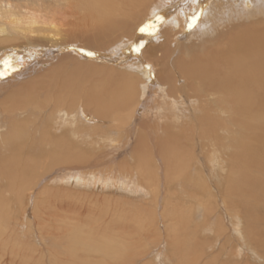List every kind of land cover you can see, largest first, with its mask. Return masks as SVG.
<instances>
[{
    "label": "bare ground",
    "instance_id": "6f19581e",
    "mask_svg": "<svg viewBox=\"0 0 264 264\" xmlns=\"http://www.w3.org/2000/svg\"><path fill=\"white\" fill-rule=\"evenodd\" d=\"M53 50L0 101V252L134 264L162 240L174 264H264V0H0V83Z\"/></svg>",
    "mask_w": 264,
    "mask_h": 264
},
{
    "label": "rangeland",
    "instance_id": "374dc122",
    "mask_svg": "<svg viewBox=\"0 0 264 264\" xmlns=\"http://www.w3.org/2000/svg\"><path fill=\"white\" fill-rule=\"evenodd\" d=\"M205 7V6H204ZM203 12H204V9H203V11H202V13H201V17H202V15H203ZM79 18H80V14L76 11L75 12V14H74V16H73V19L74 20H72V17H70L69 19H70V21H75V22H78L79 21ZM148 44H146V46H147ZM65 51V53L67 52V49H64ZM46 52V53H45ZM42 51V54L40 55V57L39 58H30L29 60L27 59V58H29V57H25L24 58V60L26 59V61L28 62V64H30L29 66H26V67H22V63L21 64H18L19 65V67H21V69L20 68H16L15 70H14V68L15 67H17V64H16V66L15 67H13V70H11V71H9L6 75H4L3 76V81L0 83V101L1 100H3L4 98H6V97H4V96H7V95H9V94H11V91H13L14 89H16L17 87H19L21 84H23L24 82H26V81H28V80H30L31 78H33V77H38V76H36V75H42V74H44L46 71H48L49 69H51L53 66H54V64H56V62H58V60H59V58H60V56L59 55H57V51H52V52H55V53H49L50 51ZM25 53V52H24ZM68 53V52H67ZM10 55V57H14V56H18V57H21L22 55L21 54H18V53H16V51H13V53H11V54H9ZM10 57H8L7 59H9ZM59 57V58H58ZM22 58V57H21ZM56 60H55V59ZM35 59V60H34ZM53 59V60H52ZM24 63V62H23ZM102 64V63H101ZM102 65H107V63L105 64H102ZM33 66H35V70L33 71V72H26L29 68H31V67H33ZM20 80H22V81H20ZM3 83V84H2ZM145 117V116H144ZM229 157H231V156H229ZM122 158V157H121ZM223 167V166H222ZM225 167V166H224ZM223 167V168H224ZM218 169V168H217ZM51 178H49V177H47V181L49 182V180H50ZM47 181H45V183L43 182L42 183V185L44 186L46 183H47ZM52 185V184H51ZM99 186V187H98ZM88 187H90V188H92V189H88V193H93V195H104V194H106V193H108V192H106L107 190L106 189H102V184H99V185H96L95 186V188L93 187V186H88ZM94 188V189H93ZM113 188V187H112ZM78 190H81V189H78ZM115 190H117V188H115ZM119 190V189H118ZM119 193H110L109 195L110 196H114V197H119V195H118ZM160 199V198H159ZM220 199H221V197H220ZM30 203H32V202H30ZM168 203V201L166 202V201H163V200H161V202H160V206L161 205H163V207H165L166 206V204ZM221 203H222V201L221 200H219V203H218V200H217V203L215 204V200H214V202L212 203L213 205H215L213 208H214V210H216L218 213H220V214H218L217 216H221V217H223L224 219H223V224L225 225V226H227V228L228 227H230V220L229 219H227L226 218V216H225V212H224V208L222 207V209H221ZM29 205H31V204H29ZM105 204H100L99 206H104ZM174 205V204H173ZM223 205V204H222ZM58 207L59 206H61L62 207V205L61 204H59V205H57ZM179 206H181V205H179ZM182 207H184V209L187 207V205H185V206H183L182 205ZM29 208V207H28ZM60 208V207H59ZM59 208H55V210H56V212H55V216L57 217V218H61L60 220H62L63 219V216H64V214H65V209H64V211L65 212H60L59 213V210H61V208L59 209ZM160 208V207H159ZM243 208V207H242ZM31 209V208H30ZM28 210L27 209V211L28 212H26V214H25V217H24V222H26V220L27 221H34L33 220V217H31V214L32 213H30L32 210ZM159 210V209H158ZM51 210H49V212H50ZM43 212H45V213H49L48 211H43ZM223 212V213H222ZM64 213V214H63ZM184 213L186 214V215H188V213H187V210H185L184 211ZM63 214V215H62ZM33 216V215H32ZM59 216H61V217H59ZM188 217V216H187ZM228 220V221H227ZM60 224V223H59ZM52 225H55L56 227L58 226L56 223L55 224H52ZM243 225H244V227H243ZM242 225V229H246V227H245V223ZM157 228H158V230H159V232L160 233H164V231L166 230V226H163L162 224H157ZM244 229V230H245ZM33 234L34 235H36L37 236V232H35V230H34V232H33ZM227 234H229V233H227ZM209 237L211 238L212 237V234L211 235H209ZM236 235L235 234H232L231 233V235L229 236L228 235V237H226V234H225V238H222V239H220V245L218 244V245H216V249H218L217 251H216V249H215V251H214V254H216V253H218V251H219V248L221 247V246H226L227 245V247H226V249L227 250H230L231 248H233L234 246H236V244L238 243V241H237V239L238 238H236ZM223 239L225 240V244L222 242L223 241ZM235 239V240H234ZM210 240V239H209ZM212 240V239H211ZM210 240V241H211ZM231 240V241H230ZM234 240V241H233ZM228 241V242H227ZM230 241V242H229ZM222 243V244H221ZM34 244H36L37 245V247H38V249H42V246L40 245V243H39V241L37 240V238H36V240L34 241ZM219 246V247H218ZM155 247V246H154ZM152 248V250H150L151 252L152 251H154V254L152 255V254H150V252H148L147 253V255L145 256V257H143V258H141V259H139V260H137L134 264H158V260H157V256H156V254L157 253H161V264L162 263H164V264H174V259L173 258H171V260H169L170 259V253H169V248H167L165 245H163V241L161 240V242L159 243V245L157 244V246L155 247V248ZM8 248H11L10 246H8L7 248H6V251H4L3 253L2 252H0V264H25L24 263V261H22V260H20V258L15 254V253H13V254H10L11 253V251L9 250H7ZM1 251V250H0ZM257 254V253H256ZM49 255H48V253H46L45 255H44V258H45V260H46V262H48V263H46L45 262V264H52V263H50L49 262V260H48V257ZM17 257V258H16ZM2 260V261H1ZM145 260H147V261H145ZM9 261V262H8ZM16 261V262H15ZM239 261V264H259V263H261L262 262V259L260 260V259H258L256 256H255V254H253L252 252H250V251H247L246 249H245V251H241V253H240V256H239V258L237 259V262ZM172 262V263H171Z\"/></svg>",
    "mask_w": 264,
    "mask_h": 264
},
{
    "label": "snow or ice",
    "instance_id": "6c2138e0",
    "mask_svg": "<svg viewBox=\"0 0 264 264\" xmlns=\"http://www.w3.org/2000/svg\"><path fill=\"white\" fill-rule=\"evenodd\" d=\"M142 30H146V29H142Z\"/></svg>",
    "mask_w": 264,
    "mask_h": 264
}]
</instances>
